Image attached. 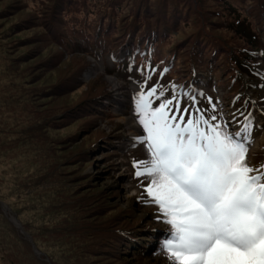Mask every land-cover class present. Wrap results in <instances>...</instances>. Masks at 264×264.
<instances>
[{"label":"rangeland","instance_id":"obj_1","mask_svg":"<svg viewBox=\"0 0 264 264\" xmlns=\"http://www.w3.org/2000/svg\"><path fill=\"white\" fill-rule=\"evenodd\" d=\"M263 3L264 0H0V264H172L163 259L162 251L155 253L152 246H139L144 241L141 230L146 229L151 237V232H163L167 224L157 220V211L151 213V208L157 207L141 198L139 184L145 177L133 180L131 176L134 169L129 160L146 159L145 147L134 142L139 134L137 125L136 135L128 137L130 130L119 120L117 112L123 111L126 104L117 102L110 78L133 88L122 98L134 104V115V97L142 85L166 90L165 98L171 96L173 85L178 93L203 92L214 102L219 101L220 109L230 107L231 116L241 119L240 126L246 121L238 106L251 105V142L261 140L264 148V25L261 30L252 17L254 9H260ZM243 18L258 35L257 40L251 41L237 28ZM134 20L155 25L159 31L158 49L151 58L116 67L109 51L117 48L119 37ZM260 21L264 23V15ZM100 25L110 35H101L107 32L98 31ZM203 33L219 44V50L213 47L217 51L214 56L212 47L203 48L198 43L206 42L207 39L199 40ZM200 49L207 52L203 60L212 61V66L200 67ZM236 60L243 62L248 73L227 69ZM149 66L156 71L145 85ZM141 68L146 69L143 74ZM212 68L216 81L210 78L197 83L190 78L199 69ZM234 75L242 81L230 82ZM60 84L65 87L60 92L46 90ZM242 89L251 103L243 97ZM107 93L115 98L112 103L96 102L91 107L95 99ZM90 95L97 97L81 105ZM203 103L209 106L207 99H202L204 106ZM78 107L77 113L65 117V111ZM50 120L61 122L49 127L46 122ZM102 134L110 136L121 149L112 155L115 157H106L104 150L109 147H104ZM90 146L100 149L82 158L80 152ZM263 148L257 151L260 157L264 156ZM45 149H51L49 156ZM38 154L54 161L52 167L62 173L57 177L60 182L75 188L68 201L58 195L36 198L35 191L31 195L35 198L27 204L17 199L19 186L34 188L37 183L20 182L14 188L9 180L26 176L33 167L28 168V158L35 160ZM253 156L254 151L248 153L250 159ZM104 165L110 170L102 172L100 167ZM86 179L88 184H82ZM84 208H88L87 213L77 212ZM121 208L133 209L136 229L131 240L124 236L123 243L114 245L113 235L123 221ZM76 225L87 232L76 235L72 232ZM128 244L133 248L127 249ZM138 247L141 256L133 252Z\"/></svg>","mask_w":264,"mask_h":264},{"label":"snow or ice","instance_id":"obj_2","mask_svg":"<svg viewBox=\"0 0 264 264\" xmlns=\"http://www.w3.org/2000/svg\"><path fill=\"white\" fill-rule=\"evenodd\" d=\"M147 71L145 85L156 69ZM170 90L165 98L166 90L142 85L134 97V142L147 157L133 160L134 175L145 177L141 198L170 226L163 251L172 264H264V164L248 157L252 121L226 120L203 92Z\"/></svg>","mask_w":264,"mask_h":264},{"label":"trees","instance_id":"obj_3","mask_svg":"<svg viewBox=\"0 0 264 264\" xmlns=\"http://www.w3.org/2000/svg\"><path fill=\"white\" fill-rule=\"evenodd\" d=\"M241 1V0H240ZM176 14H174L175 16ZM264 15V3L260 5V9H254V13H252V17L254 19L257 20V27H259L262 30V27L264 25L263 22H261L260 20L262 19V16ZM170 24H172V20H169ZM260 23H262L260 25ZM108 23L105 24L104 27H107ZM103 27V28H104ZM237 28L239 30H241L244 35H246L247 37L250 38L251 41H255L258 38V35L254 32V30L252 29V27L248 24V22H246V20L240 19L237 22ZM101 30L102 32V27L100 25V28L98 27V31ZM105 31V30H103ZM107 33H102L101 35L107 37L109 34L108 31H105ZM99 35V34H98ZM158 35V36H157ZM159 37V31L155 28V25H150L148 24H144L143 21H139V20H134L133 24H128L126 27V31L119 37V44L117 46L116 49H111L115 52V54H118L120 51H125V49H127L128 51H131V53H133V57L134 59H130L129 57H126L125 61L126 62H132L135 61L136 59H142V55L144 53L145 50H142L140 52L136 51V48H139L140 46H145L148 45L149 47L147 48L149 50V55H153L155 54L156 50L158 49L157 47V40ZM207 39L205 43L198 41V43L204 45L203 48H206L207 46L213 47L216 50H219V44L214 42L212 38L207 37V35H205L203 33V35L201 36V38L199 40H204ZM211 43H209V41ZM101 45L102 42H101ZM214 50V49H213ZM201 53L199 52V54H197V56L200 59H203L204 57L208 56L207 52L204 51V49H200ZM215 53H217V51L214 50V54L212 56L215 55ZM174 60V58L168 63V65ZM203 62V61H202ZM125 65V64H123ZM212 66V61H209V63L205 64ZM230 67H232L233 69L237 70V71H241L244 69L243 66V62L240 60H236L233 62V66H227V69H229ZM209 70V69H208ZM227 71H231V70H227ZM241 80V79H240ZM64 86L62 84H60L59 86L55 87H48L46 88V90L50 91L51 93L54 92V90H59L58 92L64 90ZM96 95H90V98L85 100L81 105L87 104L90 101L94 100V98H96ZM101 97H98L97 99H95L96 101L91 103V107H93L94 103L99 102L100 105H103V102L101 100ZM81 105H79V107H81ZM68 109L67 111L64 112L65 117L67 115H69L70 113H77V109ZM96 108V107H95ZM102 108H104V106H102ZM96 113H100V110L96 109ZM61 122V121H60ZM60 122H53L52 120L47 121V126L51 127V126H55V125H59ZM103 137L102 143L104 144V147H109V148H105L107 152L106 157H115L112 155H117V151H119L118 146L116 145V142H114L112 140V138L106 134H102L101 135ZM100 149V147L96 148V146H90V148L88 147V149H83L82 153L80 152V154H82V158H87L89 157L93 152L98 151ZM45 153L46 155H50L51 153V149H45ZM105 159V158H104ZM29 162L27 164L28 168L32 167L31 169L28 170V174L26 176L23 177H18L17 181H13V180H9L12 183V186L14 188H17L16 184H19L20 182H35L37 183L34 188L32 186H28V187H20L19 186V190L16 192V197L19 201H21L22 203H28L30 199H33L35 197H32V192L35 191L36 192V198L39 197H53L55 195L60 196V198L65 199L66 201H68L67 198H69V195L71 194L72 191H75L74 187H69L68 185L60 182L57 177H59L60 175H62V173L59 171H57L55 168H53V164L54 161H50L47 158L42 157L40 154L37 155V157L35 158V160L31 159V157L28 158ZM71 160V159H70ZM39 161V162H36ZM50 169V170H49ZM49 170V172H47ZM100 170H102V172H107L110 169L108 168L107 165H104L102 167H100ZM12 179V178H11ZM84 185L88 184V179L84 180L81 182ZM41 186V187H40ZM55 188H59L58 190H56ZM39 192V193H38ZM38 193V194H37ZM6 197H10L8 195L5 196ZM48 208V207H47ZM45 208V209H47ZM88 208H84L81 210H77V212L79 211L82 215L87 213ZM121 213H122V217H123V221L121 222V226L118 228V233L113 235L112 241H114V245H116V243H123L122 242V238L125 236L127 238H131L132 236L130 235V231L135 230L136 229V225L133 222V218H134V214H133V209H129V210H125L123 208L120 209ZM44 217H41V219H43ZM53 227V226H52ZM67 232H69L70 230H66ZM53 233H56V230L52 231ZM72 232L75 233L76 235H81L87 232V229L80 227V226H75L74 228H72ZM132 244H128L125 247L128 249L131 247ZM77 249H82L81 247H77ZM123 250V249H121ZM86 252H89V250H84Z\"/></svg>","mask_w":264,"mask_h":264},{"label":"bare ground","instance_id":"obj_4","mask_svg":"<svg viewBox=\"0 0 264 264\" xmlns=\"http://www.w3.org/2000/svg\"><path fill=\"white\" fill-rule=\"evenodd\" d=\"M110 81H111L112 89L114 91V95L116 97L117 102H118V100H121V102L126 104L123 107L124 108L123 111L117 112L120 116L119 120L122 123H124L125 126H127L128 129L130 130V132H129L130 135L128 137L135 136L136 135L135 129H136V125L138 124L137 118L132 112V107L130 105V101H127L126 97L122 98L123 95L128 96L134 90L132 87H130L127 84L123 83V85H122L121 82L117 78H110Z\"/></svg>","mask_w":264,"mask_h":264}]
</instances>
